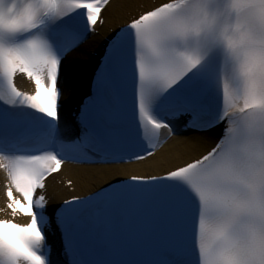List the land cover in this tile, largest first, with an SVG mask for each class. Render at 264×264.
Masks as SVG:
<instances>
[{
  "label": "snow or ice",
  "instance_id": "obj_1",
  "mask_svg": "<svg viewBox=\"0 0 264 264\" xmlns=\"http://www.w3.org/2000/svg\"><path fill=\"white\" fill-rule=\"evenodd\" d=\"M113 5L0 0V169L13 217L0 219V264H54L53 215L67 264H264V0L125 6L68 136L67 59ZM174 121L199 134L219 126L218 139L164 175L133 174L49 213V178L64 166L155 157Z\"/></svg>",
  "mask_w": 264,
  "mask_h": 264
},
{
  "label": "bare ground",
  "instance_id": "obj_2",
  "mask_svg": "<svg viewBox=\"0 0 264 264\" xmlns=\"http://www.w3.org/2000/svg\"><path fill=\"white\" fill-rule=\"evenodd\" d=\"M149 1L151 0H114L113 8L107 16V24L100 28V34L98 36L92 35L80 49L67 59L66 65L70 73V91L65 98L71 96L76 101L84 94L87 73L91 68L90 64L94 62L91 53L97 52L103 37L109 36L113 20L117 17L124 18L125 6L129 4L153 5ZM157 1L159 3L165 2V0ZM194 138L199 141L195 146L190 143ZM217 139L216 130L204 134H182L164 145L155 157H150L141 163L119 167H83L82 169L68 167L62 171L59 177L61 181L62 178L72 180L76 189L75 192L70 194L66 188L59 186L57 181L52 179L49 183V196H52L54 200L52 203H60L64 198H70L72 195L86 196L103 186L119 181L125 176L133 174L141 176L164 175L176 163L193 159L210 150ZM1 198L2 190H0Z\"/></svg>",
  "mask_w": 264,
  "mask_h": 264
}]
</instances>
